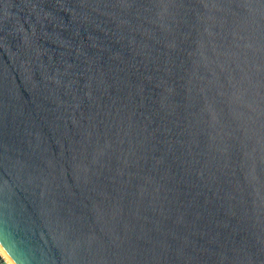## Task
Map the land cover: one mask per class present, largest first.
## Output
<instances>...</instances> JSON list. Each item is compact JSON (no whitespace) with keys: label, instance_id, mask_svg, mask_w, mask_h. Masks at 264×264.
I'll return each mask as SVG.
<instances>
[{"label":"water","instance_id":"water-1","mask_svg":"<svg viewBox=\"0 0 264 264\" xmlns=\"http://www.w3.org/2000/svg\"><path fill=\"white\" fill-rule=\"evenodd\" d=\"M0 242L264 264V0H0Z\"/></svg>","mask_w":264,"mask_h":264},{"label":"bare ground","instance_id":"bare-ground-1","mask_svg":"<svg viewBox=\"0 0 264 264\" xmlns=\"http://www.w3.org/2000/svg\"><path fill=\"white\" fill-rule=\"evenodd\" d=\"M17 264L0 242V264Z\"/></svg>","mask_w":264,"mask_h":264},{"label":"rangeland","instance_id":"rangeland-1","mask_svg":"<svg viewBox=\"0 0 264 264\" xmlns=\"http://www.w3.org/2000/svg\"><path fill=\"white\" fill-rule=\"evenodd\" d=\"M7 264H10V263H7Z\"/></svg>","mask_w":264,"mask_h":264}]
</instances>
